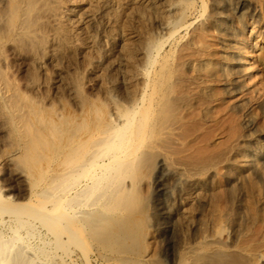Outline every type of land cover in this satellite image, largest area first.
Instances as JSON below:
<instances>
[{"label":"bare ground","instance_id":"6f19581e","mask_svg":"<svg viewBox=\"0 0 264 264\" xmlns=\"http://www.w3.org/2000/svg\"><path fill=\"white\" fill-rule=\"evenodd\" d=\"M261 1L0 0V264H154V165L166 217L195 233L178 264H264V223L247 240L264 218V131L231 126L223 192L208 151L179 162L169 144L192 106L207 119L215 87L241 106L261 73Z\"/></svg>","mask_w":264,"mask_h":264},{"label":"rangeland","instance_id":"374dc122","mask_svg":"<svg viewBox=\"0 0 264 264\" xmlns=\"http://www.w3.org/2000/svg\"><path fill=\"white\" fill-rule=\"evenodd\" d=\"M261 2V6L257 10L264 16V0ZM261 30H264V26ZM256 32V30L251 31L250 35H254ZM255 44H259L261 49L254 48L253 55L258 58L254 70L258 71L259 69L261 73H256L253 81H247L242 85L245 94L241 97L240 107L236 106L237 108L232 109L237 104V100L225 99L221 90L215 87L211 94L210 112L206 120L200 119L199 106H192L191 115L197 117V122L189 127L190 132H185L184 123L173 125L177 140L176 144L171 142L169 144L175 152L174 160L182 162L184 156L192 153L201 157L202 151H208L207 155H204L207 157L203 156L202 158L205 159L201 158L200 162L203 164L207 161L206 163L211 165L210 181L214 182L221 192H223L224 185L220 176V157L227 152L231 145L230 141L227 142L231 126L236 121L242 123L244 120L251 128L264 131V61L260 59V56L264 55L262 37L256 40ZM254 82H258L256 88H254ZM178 114L183 118L187 116L182 112ZM240 131H243L241 126ZM159 176L156 165H154L141 190L147 207L144 229L152 237L148 245L149 254L154 264H178L182 257V243L186 241L191 244L195 239V233L193 231L183 234L172 226V222L166 217L169 199L168 194L161 188L158 189L156 185ZM215 208L218 215L223 214L226 210L224 200L215 201ZM263 223V216L255 220L249 232L248 241L259 240Z\"/></svg>","mask_w":264,"mask_h":264}]
</instances>
